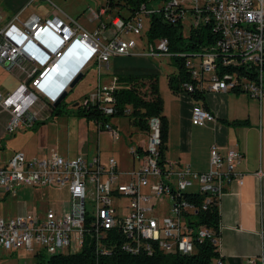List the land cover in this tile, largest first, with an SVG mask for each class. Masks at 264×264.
Wrapping results in <instances>:
<instances>
[{
  "label": "built area",
  "instance_id": "built-area-1",
  "mask_svg": "<svg viewBox=\"0 0 264 264\" xmlns=\"http://www.w3.org/2000/svg\"><path fill=\"white\" fill-rule=\"evenodd\" d=\"M181 2L167 0L159 8L141 5L128 19L112 17V33L106 38L102 37L103 26L89 32L57 14L49 19L30 15L23 22L16 15L0 24V68L19 80L13 91L0 93V112L7 115L4 134L11 136L46 121L56 99L51 83L80 62L83 67L90 61L100 66L126 56L166 57L165 39L147 42L138 50L125 37L140 36L141 19L148 21L152 14L182 21L185 10ZM196 5L189 10L193 16L190 27L209 23L213 34L210 43L193 55L192 62H186L191 77L204 93H240L260 102L264 98V0H199ZM85 13L89 22H95L105 9L87 8ZM68 52L72 53L66 59ZM112 88L113 80L109 87L96 86L81 105L97 104L109 114ZM213 121L201 106L191 108V125L201 127ZM159 129L157 117L146 120L144 147L128 149L137 163L128 173H118L114 159L103 163L98 155L65 159L50 150L46 156L28 159L13 154L0 165V192L15 196L21 189H53L65 192L67 200L61 207H47L40 214L0 217V249L33 255L37 253L35 245L49 257L74 254L88 245L95 257L101 258L109 257L116 246L129 255H150L154 249L187 255L204 239L213 237L216 243L218 236L193 224L195 213L211 202L218 209L227 187H241L243 176L236 166L242 155L234 148L220 151L212 145L207 170L194 173L186 165L160 158ZM101 131L111 141L119 138L110 124ZM183 192H194L202 199L199 203L183 201ZM162 207L164 212L159 209ZM112 229H117L121 242L107 239L106 233ZM216 264L222 262L216 260ZM247 264H264V254Z\"/></svg>",
  "mask_w": 264,
  "mask_h": 264
},
{
  "label": "crops",
  "instance_id": "crops-1",
  "mask_svg": "<svg viewBox=\"0 0 264 264\" xmlns=\"http://www.w3.org/2000/svg\"><path fill=\"white\" fill-rule=\"evenodd\" d=\"M83 7L80 0H0V24L6 23L16 15L20 22L25 21L30 15L49 19L53 14H57L62 20H65V17L74 20L73 17L78 16ZM87 8L86 6L83 9L84 12ZM100 19V22L106 23L111 17L104 14ZM108 31L104 28L101 31L102 36L107 35ZM141 58L145 57L113 58L107 65L100 66L92 63L91 67L96 68V86L109 87L117 75H155L158 79L160 76L158 68L151 67L153 65L148 63L147 59ZM86 65L80 68V80L84 74H88L89 69L84 71ZM18 83L16 77L6 74L0 68V93L13 91ZM166 88L162 87L160 90L158 80L162 112L167 122L165 161L186 165L194 173H203L208 167V150L212 145L220 151L234 148L242 155L236 166V171L243 176L242 185L236 187L231 184L225 189L218 203L216 246L222 264H247L248 260L264 254V110L261 109L264 98L258 102L240 93L205 92L202 100L194 102L183 94L171 95ZM194 105L201 106L214 117V121L201 127L191 125L190 113ZM68 116L61 126L66 127V135L75 136L73 152L69 150L68 143H65L64 150H60L63 146L61 143L63 131L59 130L60 124L58 125L56 117H49L44 122H37L31 129H20L21 131L18 130L14 135L8 136L4 134L7 115L0 125V150L8 149V159L15 153L28 159L40 158L46 156L50 150H55L65 159H74L77 156L91 158L95 155H98L103 163L107 159H114L118 173H128L137 168V163L129 155L128 149L135 147L141 150L144 147L146 136L144 132L135 127L130 131L126 130L124 133L126 138L119 143V147L111 153H103L99 146L105 133L95 124L89 128L88 124L91 122L75 118L71 114ZM109 124L117 130L111 120ZM89 134L95 138V153L91 156L87 155ZM108 139L112 144L119 140L118 138L111 141L109 137ZM125 160L126 164L123 165ZM258 172L262 174L259 178L255 176ZM120 181L125 182L126 179ZM43 190L59 192L53 189H21L15 196H7L0 192L2 202L0 217L13 218L33 212L39 214L43 196L40 192ZM63 193L65 200L58 198L56 202H60L59 207L67 200L66 193ZM143 193L147 191L144 190ZM18 195L21 196L16 199ZM212 262L216 264V261Z\"/></svg>",
  "mask_w": 264,
  "mask_h": 264
},
{
  "label": "trees",
  "instance_id": "trees-1",
  "mask_svg": "<svg viewBox=\"0 0 264 264\" xmlns=\"http://www.w3.org/2000/svg\"><path fill=\"white\" fill-rule=\"evenodd\" d=\"M167 0H107L105 3V14L111 9H124L126 17L130 18L138 12L141 5L144 7H161ZM145 39L153 42L159 39L167 41V58L169 65L174 69L168 72L166 87L171 95H186L194 102L202 100L204 91L199 88V82L191 77L190 70L185 67L193 55L203 46L208 45L212 38V26L209 23H200L196 28H189L187 36L181 34V20L176 18L173 21L164 19L162 15L152 14L148 17ZM185 53H190L186 55ZM109 114H104L102 108L97 104L86 106L76 105L72 110H66L65 105L60 102L51 107L50 117H57L62 113L71 114L73 117L92 122L102 130L103 126L109 124L113 118L127 117L129 123L140 132L146 130V120L150 117L159 118L160 122V158H164L165 143L167 136V122L162 112V99L158 91V79L155 75H117L113 79V88L110 93ZM82 106V107H81ZM86 107V108H84ZM113 110V111H112ZM65 111V112H64ZM68 111V112H67ZM111 114V115H110ZM102 126V127H101ZM202 196L196 193L183 194V200L200 202ZM195 226H202L218 235V211L213 202L204 210H197L195 213ZM107 239L115 244L123 240L117 229L106 233ZM213 238V237H212ZM204 239L195 243L191 254L183 255L170 251L164 253L154 249L150 255L139 253L129 255L117 246L113 247L109 257L96 258L88 245L74 254H58L46 257L41 253L33 254L34 264H210L212 261L220 260L217 246L213 239ZM106 243V241H105Z\"/></svg>",
  "mask_w": 264,
  "mask_h": 264
},
{
  "label": "rangeland",
  "instance_id": "rangeland-1",
  "mask_svg": "<svg viewBox=\"0 0 264 264\" xmlns=\"http://www.w3.org/2000/svg\"><path fill=\"white\" fill-rule=\"evenodd\" d=\"M106 1L107 0H80V3H81L82 7L85 4L83 9L87 6L91 10L97 11L101 7L103 8V6L105 8ZM119 1H120V3L122 2V0H119ZM198 1L199 0H195V1L194 0H182V2L180 3L181 7L185 10V13L183 15V19L181 21V26H182L181 27V34L183 37L187 36L188 30L190 28V24L193 20V16L191 13H189V10L195 8L197 6L196 4H198ZM118 8L116 7V8L111 9L107 13V15L111 18L115 17V16L126 17L127 16L126 11L124 9L118 10ZM83 9L81 10L82 12H80V14L78 16L73 17L74 21L76 20L77 21L76 23L81 28L93 32L95 30L96 25H97V27L103 26L105 29L107 28V31L109 29V31H108L107 35H104L102 37L106 38L109 35H111L112 27H111L110 21L106 22V23L103 22L104 23L103 24L102 21L100 22V20H101L100 19L101 16H100L98 18V21L89 22L87 20V15ZM50 15H51V13H50ZM53 15H55V14H53ZM141 23H142L143 29L141 31L140 36H133V35L129 34L125 37L126 40H128L132 43H135L138 50H141L142 47L145 46V43H147V40L145 39L144 35L146 32L148 23L145 19H141ZM185 54L190 55V53H185ZM122 58H128V57L126 56V57H122ZM141 59H144V60L147 59L146 61H148V63H151V65H153L151 67H157L158 68V70L160 71V76L158 78L160 90H162V87H166L165 75L168 72H172L174 69L172 66H167V65H169L168 64L169 63L168 58L167 57H160V58H141ZM190 61L192 62L191 59H190ZM90 62H88L89 64L86 63L87 65L85 66L86 68L84 69V71L89 69L88 74L87 75L84 74V77L82 78V80L75 83L73 85V87H71L70 89L68 87L65 88L66 94L63 98L64 100L62 99L61 102L63 105H65L66 110H72L76 105H80L82 103L83 99H86V95L90 92V90H92L96 86V77H95V69L96 68L91 67L92 62L91 63ZM81 69H80V71H81ZM80 71H79V73H80ZM261 109L264 110V100L261 104ZM5 116H6L5 113L0 112V125L2 124V121L5 118ZM56 118L58 119L57 120L58 125L60 124L59 130L63 131L62 142H61L63 146L60 147V150H64L65 143H68L69 150L71 152H73V150L75 148V136L70 137V136L66 135L65 134V128L66 127L61 126V124H63V120H66V118H69V116L66 113H62L59 116H57ZM111 122L113 123V126L116 125L117 130H119V132H118L119 140L113 144L110 143L109 139H108V135L104 132L105 136L102 135V138L100 140V146H99L100 151L103 153H109V152L111 153V152L115 151L119 147V143H121L123 140H125V138H126L124 136L125 131L126 130L130 131L133 129V126L129 123V119L127 117L113 118V119H111ZM88 126H89V128L92 127L93 123L92 122L89 123ZM94 143H95V138L93 137L92 134H89V139H88V144H87V151H88L87 155H89V156H91L92 154L95 153ZM7 151H8L7 148L0 150V165H4L5 162L7 161V159H8V157H7L8 152ZM124 164H126V160L124 161L123 165ZM40 193H42V195H43L42 199H41V203H40V208H41L40 213L43 210H45L44 208H47V207H59L60 202L56 203V202H58V198H61L62 201L65 200V194L62 191L57 193V192H48L47 190H43ZM185 193L186 192H183V194H185ZM20 196L21 195H18L16 199H18ZM1 203L2 202H0V204ZM159 209L161 212H164L163 207L159 208ZM33 249L35 252H39L41 254H44L43 250L38 246L34 245ZM0 264H34V260L32 258V253L28 254V253H23L22 251L21 252L20 251L5 252V251L0 249ZM210 264H214V262H211Z\"/></svg>",
  "mask_w": 264,
  "mask_h": 264
},
{
  "label": "water",
  "instance_id": "water-1",
  "mask_svg": "<svg viewBox=\"0 0 264 264\" xmlns=\"http://www.w3.org/2000/svg\"><path fill=\"white\" fill-rule=\"evenodd\" d=\"M82 62L76 64L75 68L70 72L64 71L61 75V78L55 81L56 83H51L53 96H56L54 103L51 104V107H55L58 105L62 99L64 98L66 92L65 88L68 87L69 89L73 87L75 83H77L81 79V74L79 73L80 67ZM76 73V74H75ZM74 75V77H73ZM71 77L73 78L71 82L67 85L70 81ZM57 84V85H56ZM67 85V86H66Z\"/></svg>",
  "mask_w": 264,
  "mask_h": 264
},
{
  "label": "bare ground",
  "instance_id": "bare-ground-1",
  "mask_svg": "<svg viewBox=\"0 0 264 264\" xmlns=\"http://www.w3.org/2000/svg\"><path fill=\"white\" fill-rule=\"evenodd\" d=\"M71 53L72 52H68L67 54H66V59H69V57L71 56ZM54 97H56V96H54ZM64 100V99H63ZM86 106V105H85ZM82 107V106H81ZM84 108H86V107H84ZM113 111V110H112ZM111 115V114H110ZM159 119V118H158ZM36 125V124H35ZM100 127V126H99ZM102 127V126H101ZM31 129V128H30ZM21 131V130H20ZM14 135V134H13ZM119 135V134H118ZM12 136V135H11ZM182 200H183V193H182ZM183 201H185V200H183Z\"/></svg>",
  "mask_w": 264,
  "mask_h": 264
}]
</instances>
